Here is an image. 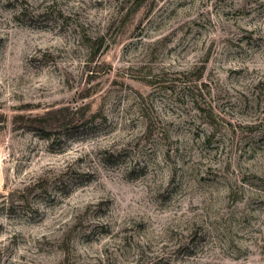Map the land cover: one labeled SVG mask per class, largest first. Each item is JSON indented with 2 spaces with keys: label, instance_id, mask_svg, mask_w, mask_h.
<instances>
[{
  "label": "rangeland",
  "instance_id": "374dc122",
  "mask_svg": "<svg viewBox=\"0 0 264 264\" xmlns=\"http://www.w3.org/2000/svg\"><path fill=\"white\" fill-rule=\"evenodd\" d=\"M0 264H264V0H0Z\"/></svg>",
  "mask_w": 264,
  "mask_h": 264
},
{
  "label": "trees",
  "instance_id": "16d2710c",
  "mask_svg": "<svg viewBox=\"0 0 264 264\" xmlns=\"http://www.w3.org/2000/svg\"><path fill=\"white\" fill-rule=\"evenodd\" d=\"M66 110V108H62V109H58L56 111H52L50 113H47L46 115H41L39 117H33V118H24L23 116H15L14 117V121L16 120H20L22 122H24L27 126L28 129H33V130H37V131H43V132H47L46 130H50V128L52 127L53 128H56V127H59L60 124L63 123V121L67 118V114H64V111ZM48 115H52L51 118L55 117L56 115H59L62 120L58 122V124H52V123H49V118H48ZM49 138V136L47 137Z\"/></svg>",
  "mask_w": 264,
  "mask_h": 264
}]
</instances>
